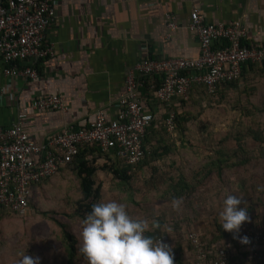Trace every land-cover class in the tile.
<instances>
[{"label": "built area", "instance_id": "1", "mask_svg": "<svg viewBox=\"0 0 264 264\" xmlns=\"http://www.w3.org/2000/svg\"><path fill=\"white\" fill-rule=\"evenodd\" d=\"M55 18L52 0H0V56L6 78H38L35 63L54 55L45 39ZM166 19L169 30L178 28L175 17L166 15ZM186 28L198 39V58L144 59L137 63L127 75L126 92L117 102L114 119L109 121L99 111L90 127H66L43 146L30 141L23 129V115L9 128L0 127V212L26 215L31 187L52 178L87 145L96 144L103 152L117 149L125 164L137 165L143 158L142 139L154 119L153 113L143 108L145 100L140 91L145 86L154 91L155 78L160 80L156 99L168 103L174 97H185L194 86L213 92L221 84L238 80L243 65L264 62V44H244L248 33L240 22L210 24L195 9ZM0 103L13 105V95L2 86ZM28 109L65 112L66 105L63 97L48 95L33 101ZM173 119L171 114L166 121L169 132L173 131ZM240 237H247L249 242L242 244ZM159 239L171 248L169 234L154 240ZM186 240L191 246L190 264H264V222L249 220L238 234L213 250L194 231L186 233Z\"/></svg>", "mask_w": 264, "mask_h": 264}, {"label": "crops", "instance_id": "2", "mask_svg": "<svg viewBox=\"0 0 264 264\" xmlns=\"http://www.w3.org/2000/svg\"><path fill=\"white\" fill-rule=\"evenodd\" d=\"M52 4L56 18L45 42L52 45L54 55L35 63L38 78H6L0 56V86L13 95L12 106L0 103V127L9 128L23 115V129L38 146L66 127H90L99 111L109 121L114 119L117 102L126 92L127 75L140 61L198 58V39L186 28L195 9L210 24L242 23L248 33L246 45L264 44V0H52ZM166 15L175 17L177 29H168ZM48 95L63 97L66 111L28 109L33 101ZM152 107L162 113L156 102ZM172 161L178 160L170 154L151 164L161 169V163ZM107 178L110 183L109 174L97 172L95 176L102 194ZM199 216L194 215L189 225L201 233L211 223ZM186 257L190 264L191 252Z\"/></svg>", "mask_w": 264, "mask_h": 264}, {"label": "trees", "instance_id": "3", "mask_svg": "<svg viewBox=\"0 0 264 264\" xmlns=\"http://www.w3.org/2000/svg\"><path fill=\"white\" fill-rule=\"evenodd\" d=\"M154 84V91H149L148 86L143 88L142 96L145 100L143 108L151 111L154 119L147 127L142 139L143 158L137 165L125 164L118 156L117 149L103 152L96 144L87 145L79 148L77 156L66 166L60 168L53 176L55 178L38 182L31 187L29 205L35 212L34 217L48 219L47 209L42 212L40 208L32 204L34 194L48 191V193L52 192L53 198H55L60 193H68L66 191L68 183L70 186L74 185L75 194L71 195L72 198L65 196L66 206L68 205L72 209V213L66 215L65 221L52 219L55 229L60 232L59 236L63 237L65 252L61 255L62 264H76L86 260L79 252L80 238L76 236L78 230L75 226L71 227L72 223L69 220H80L83 224L92 205L104 201L101 186H97L95 180L97 172L111 176L109 190L114 195L115 201L126 207L132 218L148 221L150 230L146 235L153 239L163 234L170 235L173 264H188L186 254L191 252V246L186 240L188 232H196L202 242L212 250L230 240L234 235L225 232L220 223L213 219L206 218V221L211 223V226L213 225L212 227L215 225L213 232L205 228L201 234L189 225L194 219L192 217L197 215L194 199L197 198L198 191L200 192L198 188H202L205 180L214 174L222 178L225 173H233L237 170L250 173V175L247 174L241 178L242 186L239 185L237 194L234 196L242 200L240 207L249 203L247 208L251 222L254 224L264 222V216L258 217L252 208L260 209L261 204L264 208V183H256V177L259 178L260 175H257L253 169L257 160H262L264 164V62L243 65L238 80L221 84L213 92H209L205 86H194L185 97H174L168 103H160L154 95L160 85L159 78H155ZM153 102L157 103L161 114L152 110ZM214 106H225L230 111L239 114V119L234 123V126H231L227 137L228 139L233 138L234 147H227L221 139L218 141L219 145L216 146V151H212L213 153L201 151L202 155H199L197 154L198 149L193 147L191 141L187 139L190 134L189 126L199 122L207 110ZM171 114H174L173 131L169 132L166 121ZM245 138H250L259 145L257 152L253 153L246 149V144H242V140ZM95 154L96 157H93ZM170 154L178 158L181 157L183 160L179 162V166H177V161H172L171 168L159 175L160 170L153 168L151 163L154 159H161ZM203 154L207 156L203 157ZM89 156H91L90 159ZM195 158L202 159L201 163L192 162ZM147 168L150 170L151 176L150 181L143 188L142 201L144 204L137 203L134 198L137 190L134 188V181ZM150 198L171 202L176 198L184 199V214L173 211L171 218H168L169 215L166 217L164 213H161L159 218L157 216L153 218L152 213L147 210L149 205L144 207L149 203ZM135 207L143 209L144 213L136 214L138 210L135 211ZM27 214L20 216L1 211L0 222L9 217L27 219L30 217ZM260 214L264 215V213ZM154 221L158 226L154 225ZM53 233L56 235V232L53 231ZM5 244L7 241H1L0 248Z\"/></svg>", "mask_w": 264, "mask_h": 264}, {"label": "rangeland", "instance_id": "4", "mask_svg": "<svg viewBox=\"0 0 264 264\" xmlns=\"http://www.w3.org/2000/svg\"><path fill=\"white\" fill-rule=\"evenodd\" d=\"M238 117V113L230 111V109L225 106H214L213 108L207 110V112L203 115L199 122L192 123L189 126L190 134L187 139L191 141V145L193 147L198 149L197 154L199 155H202L201 151H206L205 153L209 151L210 153L217 149L216 146L219 145L218 141H220L221 139H223V142H225V145L227 147L233 148V138L230 137L231 139H228L227 137L231 126H234V123L239 119ZM242 144H246V149L253 153L257 152L259 146L250 138L243 139ZM206 156L207 155L203 154V157ZM176 158L179 159L177 161V166H179V162H181V160L183 159L181 157ZM200 160L198 158H195L192 162L195 161L201 163ZM160 166L163 168L160 169V167L158 166V168L160 169V171L158 172L159 175L171 168L170 165H167L165 163H161ZM253 169L256 171L257 175H260L259 178L256 177V183H264L263 161L257 160ZM145 171L146 172H142V174L138 175V177H136V180L134 181V188L137 189L135 191L134 198L137 203L141 202L142 204H144V202L142 201V194L144 191L143 188L147 184V182L150 181L151 176V172L148 168L145 169ZM247 174L250 175V173L248 172L237 170L233 173H225L222 178H219L217 174H214L211 178L208 177L207 180H205L203 187L198 188L200 192L198 191L197 198L194 199V207L197 215L203 216H199L202 220L207 218L208 220L213 219L214 221H218V223H220L219 212L222 207L223 199L226 198L227 195L234 196V194H237V188L239 187V185L242 186L241 178ZM68 184L66 188V191H68V193H60L55 196V198H53V193H48V191L46 193L40 192L34 194L32 204L35 205V207L40 208L42 212H44V209H47L49 213L48 219H37L36 217H34L35 212L29 205V213L27 214L30 216L29 218L22 219L17 217H9L0 222V242L3 240L4 242L7 241V244H5L4 247L0 248V264H17V261L24 254L33 257H39L40 264H62L61 255L65 252L64 243L62 240L63 237L59 236L60 232L58 229H55L52 219L65 221V219H67L66 215L72 213V209H70L68 205L66 206L67 200L65 196L67 198H72L71 195L75 194V188L73 187L74 185L70 186ZM104 184L107 186L106 192L105 194H103L104 201H115L114 195H112L109 190L108 178L104 182ZM248 204L249 203L247 202V204L245 203L244 206L247 208L249 207ZM184 206V199H182V202L178 207H174L171 201L150 198L149 203L144 207H147V210L152 213L153 218H155V216L159 218L161 213H164L166 217L169 214L172 216L173 211L183 215V212L185 211ZM262 206L263 204L259 206L260 209L252 207L253 211H255L258 217L261 218L264 216L260 214L264 213V208ZM137 210L138 212L136 214L138 215H142L144 213L143 209L141 210L139 207H135V211ZM49 218L51 219L50 221ZM69 221L72 223L71 227L73 228L75 226L78 230L76 231V236L77 238H80L83 224L80 220ZM212 226H207L206 223V226L202 227V229L206 228L207 230L213 232L215 230V225L214 227ZM53 231L56 232V235L53 233ZM60 240H62V242H60ZM76 264H87V261L83 260L82 262Z\"/></svg>", "mask_w": 264, "mask_h": 264}, {"label": "clouds", "instance_id": "5", "mask_svg": "<svg viewBox=\"0 0 264 264\" xmlns=\"http://www.w3.org/2000/svg\"><path fill=\"white\" fill-rule=\"evenodd\" d=\"M181 198L172 200L178 207ZM242 200L227 195L219 212L220 226L225 232L238 234L242 224L249 221L247 208L240 207ZM150 225L146 220L132 218L126 207L116 201H101L92 205L83 220L79 252L87 264H173L171 248L146 235ZM247 244V237H240ZM17 264H40L39 257L27 254Z\"/></svg>", "mask_w": 264, "mask_h": 264}]
</instances>
